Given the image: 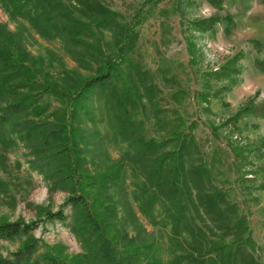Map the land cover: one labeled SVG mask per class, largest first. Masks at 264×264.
<instances>
[{
	"label": "trees",
	"instance_id": "obj_1",
	"mask_svg": "<svg viewBox=\"0 0 264 264\" xmlns=\"http://www.w3.org/2000/svg\"><path fill=\"white\" fill-rule=\"evenodd\" d=\"M101 2L0 0L18 30L26 27V20L41 37L59 39L87 72L62 68L58 78L44 75L47 60L32 59L20 35L0 23V141L29 145L30 155L35 156L32 166L40 169L51 187L61 181L69 193L65 204L72 210L70 229L83 241L87 232L92 235L84 254L67 258L45 246L40 260L34 256L39 246L31 233L34 222H0V239L28 238L17 250L0 255V264H258L247 218L214 182L193 134L185 130L192 126L182 122L181 129L179 122L167 137L156 140L145 138L142 122L131 118L130 110L142 100L138 70L128 64L131 75L123 68L134 47L133 25L120 23L118 14ZM261 67L264 70V63ZM99 92L127 146L123 160L142 177L135 193L140 210L154 222L158 211L169 225L167 262L153 238L129 237L113 222L118 198L110 189L124 188L123 164L100 163L95 172L87 167L84 155L101 142L98 132L88 128L98 122L94 100ZM44 95L56 98L63 108L49 111L47 104L40 103ZM143 97L150 100V92H143ZM244 114L264 116V102L246 104L231 118ZM45 217L61 223L67 219L62 210L46 212Z\"/></svg>",
	"mask_w": 264,
	"mask_h": 264
},
{
	"label": "rangeland",
	"instance_id": "obj_2",
	"mask_svg": "<svg viewBox=\"0 0 264 264\" xmlns=\"http://www.w3.org/2000/svg\"><path fill=\"white\" fill-rule=\"evenodd\" d=\"M101 3L118 14L120 23L133 25L134 47L123 68L131 75L133 68L128 70V64L138 70L136 83L142 100L130 110L131 118L142 122L145 138L156 140L167 137L179 122L180 128L183 123L192 126L185 130L193 134L214 182L246 216L255 256L258 264H264V116L231 118L246 104L264 102V0ZM23 22L26 27L18 30L0 5V23L8 32L20 35L21 45L32 59L47 60L44 75L58 78L62 68L87 73L73 61L62 41L43 38ZM143 92H150L151 99L144 98ZM103 95L99 92V98L94 97L98 122L88 128L98 132L101 142L99 148L84 155L87 167L95 172L100 163L123 164L124 188L110 189L118 198L113 222L119 230L126 229L129 237L153 238L167 262L171 257L169 225L158 211L154 222L140 210L135 193L142 177L123 160L127 146L117 135ZM40 103L47 104L49 111L62 107L51 95H44ZM30 150L26 143L0 141V222H34L31 233L39 240L34 256L40 260L46 247L67 258L84 254L92 235L87 232L83 241L70 229L72 210L65 204L69 193L61 181L51 187L40 169L32 166L35 156ZM59 210L67 215L65 223L45 217L46 212ZM26 240L25 236L0 239V255L7 256Z\"/></svg>",
	"mask_w": 264,
	"mask_h": 264
}]
</instances>
